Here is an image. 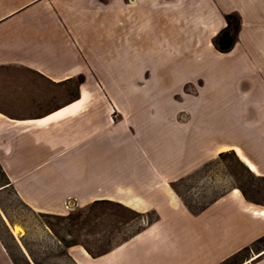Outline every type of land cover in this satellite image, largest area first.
I'll use <instances>...</instances> for the list:
<instances>
[{
	"label": "rangeland",
	"instance_id": "374dc122",
	"mask_svg": "<svg viewBox=\"0 0 264 264\" xmlns=\"http://www.w3.org/2000/svg\"><path fill=\"white\" fill-rule=\"evenodd\" d=\"M60 5L71 38L86 50L85 71L56 84L25 77L18 89L35 97L15 92L21 103L9 111L40 115L80 100L85 90V102L72 114L88 122L82 140L89 149L90 191L98 178L111 184L115 167L123 180L129 174L123 167L152 164L166 168L157 175L194 213L230 192L253 211L264 209V0H60ZM227 28L236 43L225 51L217 42ZM22 121L10 128L22 130L27 125ZM29 132L1 135L0 156L24 142L33 148ZM230 145L238 147L219 151ZM240 147L261 172L245 165ZM102 161L104 170L97 174ZM80 181L74 179L73 193L80 191ZM4 182L0 168V186ZM16 192L14 186L0 190V239L15 264H73L60 239L101 252L155 218L154 212L145 215L118 202L79 205L75 197L40 211ZM251 248L257 253L251 259L264 253V237L233 264Z\"/></svg>",
	"mask_w": 264,
	"mask_h": 264
},
{
	"label": "crops",
	"instance_id": "0c3cea01",
	"mask_svg": "<svg viewBox=\"0 0 264 264\" xmlns=\"http://www.w3.org/2000/svg\"><path fill=\"white\" fill-rule=\"evenodd\" d=\"M64 11L60 0H0V136L31 131L30 141L34 145L28 148L24 142V147L4 149L0 156L18 196L34 209L38 206L40 211L42 205H59L75 197L79 205L106 200L126 206V201L139 200L141 208L128 207L145 215L155 213L154 219L101 252L80 243L66 247L65 256L73 264H233L244 249L264 237V217L255 214L243 197L230 192L194 213L169 187L168 181L163 182L162 176L157 175L166 168L152 164L123 167L129 173L123 180L122 170L115 167L117 177L111 184L101 177L96 189L90 191L89 149L87 143L83 148L82 140L83 131L88 132V122L74 117L72 112L46 124L27 122L70 103H60L36 116L18 117L9 111L21 103L15 99V92L27 99L35 97L31 90L22 93L24 87L19 91L18 84L25 77H39L56 84L85 71L86 50L71 38ZM18 121L27 125L22 124L25 127L22 130H12L10 126ZM74 131L81 135L76 142ZM78 143L80 148H76ZM103 153L96 151L97 155ZM14 155L16 161L10 159ZM242 156L250 159L245 152ZM77 158L81 159L79 163ZM103 164L102 161L97 166V174L103 172ZM76 165L80 168H74ZM74 179L81 180V189L76 193L72 192L77 185ZM251 250L249 256L234 264H264V253L251 259L257 254ZM0 264H15L1 239Z\"/></svg>",
	"mask_w": 264,
	"mask_h": 264
},
{
	"label": "bare ground",
	"instance_id": "6f19581e",
	"mask_svg": "<svg viewBox=\"0 0 264 264\" xmlns=\"http://www.w3.org/2000/svg\"><path fill=\"white\" fill-rule=\"evenodd\" d=\"M86 97H87L86 91L82 90V98L80 100H78L76 102H73V103H70L66 107H64L62 109H59V110H57V111H55V112H53L51 114H48V115H46L43 118L32 119V120H28L27 122L28 123L46 124V123H49V122H51V121H53L55 119L61 118V117L64 116V114H66V113L68 114L69 112H73V111L77 110L85 102L84 99H86ZM235 148H236L235 146H224L219 151H226V150L235 149ZM242 160L245 163V165H247V167L249 169H251V170L255 169V172L258 171L256 165L249 158H247L245 156H242ZM249 165H251V167ZM125 204H126V206H130L132 208H137V209L141 208L139 200H137L136 202H134V201H126ZM253 212L264 216V209H262L260 211L254 210ZM19 229H20L19 226H15L13 228V232L16 233Z\"/></svg>",
	"mask_w": 264,
	"mask_h": 264
},
{
	"label": "water",
	"instance_id": "95a60500",
	"mask_svg": "<svg viewBox=\"0 0 264 264\" xmlns=\"http://www.w3.org/2000/svg\"><path fill=\"white\" fill-rule=\"evenodd\" d=\"M236 39L234 33L229 29H224L220 32L217 45L221 50L228 51L234 47ZM2 187H0L1 189Z\"/></svg>",
	"mask_w": 264,
	"mask_h": 264
},
{
	"label": "trees",
	"instance_id": "16d2710c",
	"mask_svg": "<svg viewBox=\"0 0 264 264\" xmlns=\"http://www.w3.org/2000/svg\"><path fill=\"white\" fill-rule=\"evenodd\" d=\"M70 79H72V78H69L68 80H70ZM0 168H1V172H2V174L6 177V182H4V183L0 186V187H2L1 189H4V188L9 187V186H13L12 183H11V181H10V179H9V177H8L7 174H6V172H5L4 169L2 168L1 163H0ZM1 189H0V190H1ZM16 195L18 196L17 192H16ZM18 197H19V196H18ZM19 198H20V197H19ZM60 240L64 243V246H65V247H68V246L74 244V243H67V242L64 241L63 239H60ZM64 254H65V255L67 254L66 251L64 252Z\"/></svg>",
	"mask_w": 264,
	"mask_h": 264
},
{
	"label": "flooded vegetation",
	"instance_id": "af4514ba",
	"mask_svg": "<svg viewBox=\"0 0 264 264\" xmlns=\"http://www.w3.org/2000/svg\"><path fill=\"white\" fill-rule=\"evenodd\" d=\"M228 29V28H227ZM230 31H232L231 29H229ZM233 32V31H232ZM234 33V32H233ZM235 36V35H234ZM243 149V148H242ZM244 150V149H243ZM247 155H248V153H247Z\"/></svg>",
	"mask_w": 264,
	"mask_h": 264
},
{
	"label": "snow or ice",
	"instance_id": "6c2138e0",
	"mask_svg": "<svg viewBox=\"0 0 264 264\" xmlns=\"http://www.w3.org/2000/svg\"><path fill=\"white\" fill-rule=\"evenodd\" d=\"M251 167V165H249ZM253 171H255V169H253Z\"/></svg>",
	"mask_w": 264,
	"mask_h": 264
}]
</instances>
